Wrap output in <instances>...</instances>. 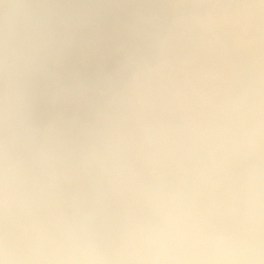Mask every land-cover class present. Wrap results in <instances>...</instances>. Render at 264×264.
Segmentation results:
<instances>
[{
	"label": "clouds",
	"instance_id": "obj_1",
	"mask_svg": "<svg viewBox=\"0 0 264 264\" xmlns=\"http://www.w3.org/2000/svg\"><path fill=\"white\" fill-rule=\"evenodd\" d=\"M253 23L264 0H0V264H264Z\"/></svg>",
	"mask_w": 264,
	"mask_h": 264
},
{
	"label": "rangeland",
	"instance_id": "obj_2",
	"mask_svg": "<svg viewBox=\"0 0 264 264\" xmlns=\"http://www.w3.org/2000/svg\"><path fill=\"white\" fill-rule=\"evenodd\" d=\"M210 2L219 3H258L259 0H210ZM242 39L244 41V46L249 51H254L258 46L264 47V34L258 33L253 25L244 26L241 32ZM234 39V37H233ZM233 57L231 52L227 49L222 50L216 59L217 71L222 75H227L229 73L236 74L240 70L232 66ZM85 71L91 73L94 71L93 66L88 65Z\"/></svg>",
	"mask_w": 264,
	"mask_h": 264
}]
</instances>
